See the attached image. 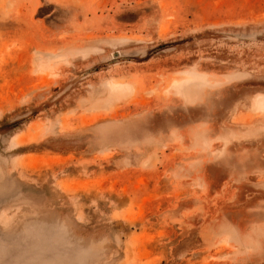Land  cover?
I'll return each instance as SVG.
<instances>
[{
	"label": "rangeland",
	"instance_id": "1",
	"mask_svg": "<svg viewBox=\"0 0 264 264\" xmlns=\"http://www.w3.org/2000/svg\"><path fill=\"white\" fill-rule=\"evenodd\" d=\"M261 95L264 0H0V264H264Z\"/></svg>",
	"mask_w": 264,
	"mask_h": 264
},
{
	"label": "bare ground",
	"instance_id": "2",
	"mask_svg": "<svg viewBox=\"0 0 264 264\" xmlns=\"http://www.w3.org/2000/svg\"><path fill=\"white\" fill-rule=\"evenodd\" d=\"M61 57H62L61 54L58 55L56 53L55 54L54 53H48L44 56H38V58H37L38 67L43 72L51 71L54 68L55 63H57L59 61V58H61ZM187 74H188V76L185 79L184 84H182V87H184L185 85H188L190 83H193V82L203 81L205 78V76H203L202 73L196 72L193 70ZM111 84H113V87H116L119 85V83H117V82H113ZM256 106L258 108H260L261 110L264 109V95H261L260 97L257 98Z\"/></svg>",
	"mask_w": 264,
	"mask_h": 264
}]
</instances>
